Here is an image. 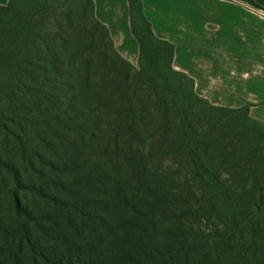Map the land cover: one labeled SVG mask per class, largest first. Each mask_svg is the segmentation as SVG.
Listing matches in <instances>:
<instances>
[{"label": "trees", "instance_id": "16d2710c", "mask_svg": "<svg viewBox=\"0 0 264 264\" xmlns=\"http://www.w3.org/2000/svg\"><path fill=\"white\" fill-rule=\"evenodd\" d=\"M0 5V264H264V122L174 68L141 0Z\"/></svg>", "mask_w": 264, "mask_h": 264}, {"label": "crops", "instance_id": "0c3cea01", "mask_svg": "<svg viewBox=\"0 0 264 264\" xmlns=\"http://www.w3.org/2000/svg\"><path fill=\"white\" fill-rule=\"evenodd\" d=\"M116 49L138 66L128 0H94ZM156 36L176 46L174 68L213 105L242 108L264 122V0H141ZM9 0H0L7 5Z\"/></svg>", "mask_w": 264, "mask_h": 264}]
</instances>
